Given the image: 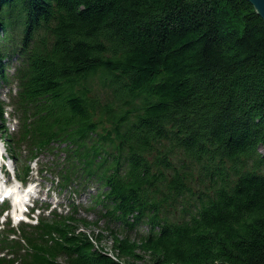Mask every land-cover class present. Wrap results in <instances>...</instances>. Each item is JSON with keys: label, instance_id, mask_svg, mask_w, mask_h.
<instances>
[{"label": "trees", "instance_id": "trees-1", "mask_svg": "<svg viewBox=\"0 0 264 264\" xmlns=\"http://www.w3.org/2000/svg\"><path fill=\"white\" fill-rule=\"evenodd\" d=\"M12 82L27 158L52 154L60 186L95 187L106 229L137 232L110 230L108 253L79 229L99 218L53 213L22 227L17 264H264V21L249 1L0 0Z\"/></svg>", "mask_w": 264, "mask_h": 264}, {"label": "rangeland", "instance_id": "rangeland-1", "mask_svg": "<svg viewBox=\"0 0 264 264\" xmlns=\"http://www.w3.org/2000/svg\"><path fill=\"white\" fill-rule=\"evenodd\" d=\"M15 129H18L17 128V125L14 121H12V123H10L9 125V131H13V134L16 132ZM5 137H6V133L3 131L1 132L0 131V147H2V145H4L3 141L5 140ZM17 147V146H16ZM18 148H20V145H18ZM5 154L8 155L5 151ZM42 158H46L45 156L41 155ZM45 163H48L50 164V159L48 160V162H45ZM35 164L32 163V166H34ZM42 177V176H41ZM44 184L46 185H49L50 182L49 180H44V179H41ZM95 191V189L93 190ZM71 196V198H75L76 199V202L79 201V199H84V197H80L78 195L76 196H73L72 193H65V190L62 191L61 194H57L56 192H53V196L50 197L48 200L53 204V205H57L58 206V209H60V211H63L65 212L67 210V207H63V204H65L63 202V200H67L68 199V196ZM82 203L83 205H89L90 204V199L88 200H82ZM78 211H79V215L81 217H85L87 218L88 220L90 221H94L96 219V213L93 211V210H90V211H86V210H83L82 208H78ZM79 229H83L85 230L87 233L89 234H97V233H100L102 232L103 233V237L101 238V241L99 243V246L101 248H103L104 251L108 252V253H113L112 251V244H113V239H112V233L110 230H114L118 233V235L120 237L124 236V235H127L129 234L131 237V239L134 238V235L137 233L136 231H128L126 229H122L120 230L118 228V223L116 224H110L108 229H106V225L104 223L103 220H100L99 221V224L97 226H95L94 224H92L90 227H84L83 225L79 226ZM147 230V226L144 225V226H141V228L139 229V233L142 231L143 233H145ZM93 235V234H92ZM137 235V234H136Z\"/></svg>", "mask_w": 264, "mask_h": 264}, {"label": "water", "instance_id": "water-1", "mask_svg": "<svg viewBox=\"0 0 264 264\" xmlns=\"http://www.w3.org/2000/svg\"><path fill=\"white\" fill-rule=\"evenodd\" d=\"M254 7L256 13L263 19L264 21V0H247Z\"/></svg>", "mask_w": 264, "mask_h": 264}]
</instances>
